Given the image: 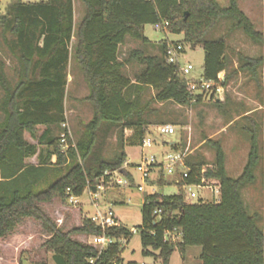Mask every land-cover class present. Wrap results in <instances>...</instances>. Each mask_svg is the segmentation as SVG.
<instances>
[{"label": "trees", "instance_id": "16d2710c", "mask_svg": "<svg viewBox=\"0 0 264 264\" xmlns=\"http://www.w3.org/2000/svg\"><path fill=\"white\" fill-rule=\"evenodd\" d=\"M80 2L84 15L76 30L73 0L17 1L0 14L3 43L16 61L13 84L0 61V238L13 233L23 219L33 218L41 223L46 234L42 245L51 253L54 264H120V239L129 240V228L121 223L102 227L84 216L80 224L65 229L42 209L41 203L54 198L67 201L87 188L107 182L114 171L126 173L124 145H141L150 134L146 114L152 101L187 105L202 99L187 90L185 80L178 74V63L166 61V47L177 43L163 40L156 46L143 35L144 25L167 22L163 30L183 34V41L192 46L201 45L202 77L223 86L232 74L228 45L225 35L213 37L211 31L222 19L232 18L235 22L230 29L241 28L263 47L264 34L255 29L236 0H229L228 6H221L219 0ZM127 38L141 46L157 47L159 54L132 48L121 59L119 49ZM70 61L77 64L88 88L81 100L92 105V116L75 140L62 126L66 123ZM238 61L241 70L256 78L264 54L240 55ZM133 62L141 69L131 78L124 67ZM148 89L154 90V95L143 101ZM113 129L118 130L120 149L106 157L103 147ZM125 129L132 131L126 139ZM249 133L247 160L237 177L228 175L219 141H210L214 150L211 166H204L201 156L185 158L188 175L176 184L182 188L185 184H200L203 177L215 178L220 184L217 201L186 202L181 191L143 195L141 223L136 230L144 255H152L159 264H168L174 250L184 257L189 246H199L201 264H264V231L258 214L248 212L242 196L244 186L255 180L261 158L255 123ZM170 145L179 150L176 143ZM31 158H35L34 163L28 161ZM154 167L159 168L155 184L162 186V167ZM155 209H161L159 217L153 214ZM173 230L179 233V239L166 240L165 232ZM100 235L114 241L101 248L80 238Z\"/></svg>", "mask_w": 264, "mask_h": 264}, {"label": "rangeland", "instance_id": "374dc122", "mask_svg": "<svg viewBox=\"0 0 264 264\" xmlns=\"http://www.w3.org/2000/svg\"><path fill=\"white\" fill-rule=\"evenodd\" d=\"M37 2L41 0H0V14H4L7 8L14 2ZM240 9L253 22L255 29L264 34V0H236ZM221 6H228L229 0H219ZM235 22L232 18H224L211 31L210 35L219 37L225 35L228 45L227 56L231 59L229 71L232 73L228 83L224 86L223 95L219 100L202 98L199 102L187 105H179L172 101H152L149 104L146 118L150 121L148 129L154 140V145L141 147L124 145L126 162L123 165L124 172L114 171L107 182L95 185L94 191L87 188L78 197H70L67 201L54 198L50 202L41 203L42 209L65 229L80 224L84 216L93 217L96 211L112 216L130 230L137 228L141 223L140 206L145 193L158 192L169 195L182 192L185 195L188 189L179 187L176 182L180 167L174 174H168L162 169L164 185L155 184L159 175V168L154 167L149 172V179L142 183L141 172L137 166L141 164L143 156L155 155L158 160L164 153L172 152L170 143H176L181 151H185L188 157L201 156L205 164L211 166L214 159V150L210 141H219L225 152V166L229 176L237 177L247 160L250 148L249 129L256 125L257 138L260 147V161L255 169V180L244 186L242 196L249 213H257L259 225L264 231V63L257 70L255 78L246 70L239 68V56L259 57L264 54L262 44L253 42L241 28H231ZM143 35L151 42L159 46L163 40L171 43H182L185 54L180 60L193 65L191 75L198 78L202 74L204 51L201 45L192 46L183 41V34L171 33L158 29L155 25L146 24L143 27ZM134 41V48H142L147 53L159 54L157 47L150 45L141 46ZM124 45V44H123ZM128 47L121 46L119 56L123 59L128 52ZM0 61L4 63L6 78L11 84L15 81L14 66L16 61L7 51L3 43L0 31ZM141 69L135 62L124 67L126 75H133ZM234 71V72H232ZM69 72L72 77L66 91V129L75 140L82 130L85 122L92 116V105L81 100L84 96L82 74L74 61H71ZM85 83V82H84ZM2 91L0 89V97ZM154 95V90L145 91L143 101H149ZM219 101V103H217ZM170 123L175 126V133L165 136L157 134L155 128L158 124ZM132 134L129 129L124 130V139ZM31 141L29 134L25 135ZM120 136L117 129L109 134L103 147V155L111 157L120 148ZM54 160V157H52ZM34 163L35 158L28 159ZM126 174V175H125ZM127 174L130 176L127 177ZM131 178V179H130ZM143 184V190L138 189V184ZM101 187V188H100ZM197 193L191 203L203 201H216L217 193H211L202 187H193ZM186 201V200H185ZM111 210V211H110ZM110 212V213H108ZM89 240L90 237L80 236ZM46 239L41 223L33 218H25L19 223L14 232L0 238V264H54L51 253L43 247ZM177 250L170 256L168 264H181ZM199 246H190L187 249L185 264H201L198 254ZM198 255V256H197ZM120 264L134 261L137 264H159L152 255H144L138 232L132 233L129 240L122 243Z\"/></svg>", "mask_w": 264, "mask_h": 264}, {"label": "built area", "instance_id": "2783aa9c", "mask_svg": "<svg viewBox=\"0 0 264 264\" xmlns=\"http://www.w3.org/2000/svg\"><path fill=\"white\" fill-rule=\"evenodd\" d=\"M168 23L164 22L162 24H155V27L158 29H162L165 27ZM185 54L184 46L180 43L177 44H171L166 47L165 51V57L166 61L168 63H178V74L180 77H182L186 82L187 90L194 94V95H200L202 98H209V99H215L220 100L221 96L224 92V86L220 84L219 82L212 81V80H205L202 77V74L195 78L191 75V71L193 70V65L189 62H182L180 60V56ZM62 126L66 127V123L62 124ZM156 132L160 136L170 135L175 133V126L170 123H161L158 124L155 128ZM61 141H65L64 134L61 135ZM154 140L151 137L150 134H148L141 143V147H150L154 145ZM187 157V154L185 151L179 150H173L169 153H164L162 155V159L158 160L155 155H149V156H143L142 162L137 166L138 170L141 172V179L142 183L149 178V172L152 168H154L155 165H160L162 169H165L168 174H174L176 172V169L180 167V171L178 173L179 181L180 179H183L188 175V167L185 165V158ZM138 184V189L143 190V184ZM100 186V185H98ZM193 187H202L211 193H217L219 195L220 193V184L219 181L215 178H207L204 177L201 178L200 184H190V185H183V189H188L185 195L186 202L190 201L192 198L197 197V193L192 190ZM101 188V187H100ZM219 199V198H218ZM217 199V200H218ZM203 201V199H201ZM216 200V201H217ZM207 201V200H206ZM110 213V212H108ZM161 213V209H155L153 211V214L159 217ZM92 220L96 221L98 224H100L102 227L105 226H112L117 225L118 222L112 218V216L103 214L100 211H96V214L91 217ZM131 233L137 232L136 228H133L130 230ZM90 242L93 244H96L100 246L101 248L105 245L111 243L114 241V239L100 235V236H91ZM164 238L166 240H172L176 241L179 239V233L176 231H167L164 234ZM126 238L122 237L120 239V242L125 243Z\"/></svg>", "mask_w": 264, "mask_h": 264}, {"label": "crops", "instance_id": "0c3cea01", "mask_svg": "<svg viewBox=\"0 0 264 264\" xmlns=\"http://www.w3.org/2000/svg\"><path fill=\"white\" fill-rule=\"evenodd\" d=\"M83 15H84V7L81 4L80 0H73V28H74V30H76L78 28V26H79V24H80V22H81V20L83 18ZM134 41L135 40L127 38L125 43H124V45H121V46H124L125 48L128 47V50H130V49L134 48V46H135V45H131V43L134 42ZM74 43H75V37L72 38V44H74ZM70 64H71V61H70ZM70 64H69V67H70ZM69 67H68V77H67L66 91H68L69 82H71V80H72V77H71L70 72H69ZM82 83H83V86H84V96H86L88 94V88L86 86V83H84L83 81H82ZM66 98H67V96H66ZM65 102H66V100H65ZM65 114H66V105H65ZM88 217H90V216H88ZM116 221L118 223H120L117 219H116ZM187 249H186L184 257H182L180 252L176 249L177 252H178L177 254H178L179 258L181 259V264H185V257H186ZM176 250H174L172 252V254H174Z\"/></svg>", "mask_w": 264, "mask_h": 264}, {"label": "water", "instance_id": "95a60500", "mask_svg": "<svg viewBox=\"0 0 264 264\" xmlns=\"http://www.w3.org/2000/svg\"><path fill=\"white\" fill-rule=\"evenodd\" d=\"M93 191H94V187H92Z\"/></svg>", "mask_w": 264, "mask_h": 264}]
</instances>
